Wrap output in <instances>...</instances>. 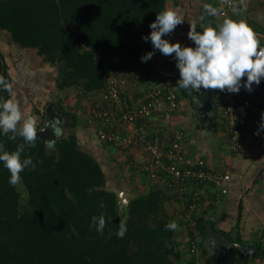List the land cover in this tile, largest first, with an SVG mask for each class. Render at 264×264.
Instances as JSON below:
<instances>
[{"label":"trees","instance_id":"1","mask_svg":"<svg viewBox=\"0 0 264 264\" xmlns=\"http://www.w3.org/2000/svg\"><path fill=\"white\" fill-rule=\"evenodd\" d=\"M166 2L0 0V33L7 34L19 49L35 51L41 63L60 66L55 84L58 91L76 88L99 100L109 75L149 87L144 79L152 71L151 62H142L141 57L147 54L144 52L150 40L145 42L142 37L150 35V25L165 10ZM145 68V77L137 80L127 77ZM10 74V66L0 52V76L13 88L11 95L0 88V101L15 102L16 91L17 99L23 103L19 88L27 82L23 83L18 75L20 81L15 84ZM162 81L172 83L180 98L186 97L183 88L177 85L178 79L160 77L155 83ZM239 94L252 102L242 88ZM219 98L217 92V112ZM53 110L64 122L62 129L69 132L55 138L52 148L38 138L35 147L25 144L19 136L10 140L12 134L5 135L0 130V144L5 151H16L24 144L21 159L31 157L36 165L35 170L29 166L20 174L22 191L18 183L14 186L9 183L11 174L0 161V264H206L198 259L199 250L211 254L219 263L247 264L249 257L264 255V233L252 245L255 251L251 253L240 247L210 252L206 247L208 222L230 237L209 215L214 204L199 208L193 219H186L184 210L181 214L171 211L170 202L175 200L182 208L189 201L177 197L167 185L161 188L153 184L146 191L137 192L121 209L117 195L107 188V176L95 156L81 145L77 135L80 119L76 113L60 103L53 104ZM30 117L36 119L38 130L44 112L36 109ZM217 123L228 139L220 112L212 125ZM101 202L105 207H100ZM101 214L106 219L103 235L96 227H90L92 217ZM121 220L127 227L123 239L115 235ZM190 220L196 222L200 238L199 248L194 252L189 240L187 250H183L179 240L181 235L188 239L193 234ZM172 221L177 223V230H166ZM235 240L245 244L240 238Z\"/></svg>","mask_w":264,"mask_h":264},{"label":"built area","instance_id":"2","mask_svg":"<svg viewBox=\"0 0 264 264\" xmlns=\"http://www.w3.org/2000/svg\"><path fill=\"white\" fill-rule=\"evenodd\" d=\"M218 3L220 7L221 0ZM233 6L242 7L239 0L224 4L223 13L219 15L221 23L225 18L241 19V13L233 14ZM217 92L230 153L237 156L242 134L247 128L251 102L239 93ZM180 102L177 88L168 81L141 88L136 82L109 75L100 99L90 110L88 122L100 144L122 153L136 152L139 158H130L129 171L169 186L177 197L189 201L185 217L193 219L208 191L228 192L227 182L231 180V174L213 170L203 159L187 153V131L169 126L170 118L180 109ZM190 222L193 234L187 240L194 252L199 248L200 238L196 222Z\"/></svg>","mask_w":264,"mask_h":264},{"label":"crops","instance_id":"3","mask_svg":"<svg viewBox=\"0 0 264 264\" xmlns=\"http://www.w3.org/2000/svg\"><path fill=\"white\" fill-rule=\"evenodd\" d=\"M246 3L247 11H242L239 16L253 27L258 33L260 44H264V0H246ZM218 4V0H167L165 9L177 10L184 20V23L178 25L170 35L163 37V39H167L173 44L180 43L182 46L195 47L194 43L189 40L187 36V33L190 31V24L195 22L197 24V30L200 31L202 26L211 24L215 27L221 23L219 16L212 17L207 15L204 11L205 5L219 8ZM145 51L146 52L144 53L159 52V50L153 48L151 41L149 47H147ZM168 57L170 59H175L174 56ZM154 59L155 54L150 60L152 64ZM174 62H176V60ZM160 65H162V62ZM172 74H178V69L175 72H172ZM145 78L148 79L147 81L155 80L151 83L155 84L156 80L159 79V76L156 77V73L151 71L149 76ZM183 90L186 97L181 98L180 109L172 118H170L169 126L172 129H184L187 131L188 141L186 144V151L189 155L194 158L203 159L208 167L213 170L226 171L231 174V180L227 182L228 192L222 194L217 191L214 192L213 190L208 191L209 196L204 195L205 200H203V204L201 203L202 207L204 208L214 204V206L209 209V215L215 221L216 226L219 229H224L226 232L230 233V238L233 240L240 238L245 242V245L253 248L252 245L258 242L263 237L264 233V131L258 129L260 130L259 136L256 135L257 128L255 129V136H252L249 142L257 148L252 150L246 149L242 163H240L237 160L240 155L233 156L230 153V143L221 129V124L217 123L212 125V122H207L205 126H207L208 129H206L205 126L200 127L198 125V127L195 124L189 123L191 120L189 114H194V111H188L189 109L187 107L184 108L181 103L184 100L189 103L190 100L189 106H191L194 99L198 97V94L191 93L190 95H187V92L189 91L187 90V92H185V89ZM245 92L246 91L244 90V93ZM193 94L196 96L194 97ZM246 94L248 93L246 92ZM216 98L217 95L215 97L214 106L216 105ZM261 102H264V97H256L255 99H252L247 127L250 126L253 117L259 118L261 115L264 117L262 109L261 111L257 110L258 113L255 112V107L258 106V103V107H260ZM219 112L221 113V107L218 108V114ZM77 135L82 147L86 151L93 154L100 161H108L104 162L107 168L109 162L113 163L114 166H117L116 161L118 162L120 158L122 160V157L125 155H127L126 160H130V158L132 159L133 157L131 155L133 154L137 155L139 158V155L134 151L121 153L100 144L94 135L92 126L88 125L86 122H79ZM100 150L102 152H100ZM101 153L104 157H102L103 155ZM111 156H113V159ZM135 178L136 176L134 175L130 176L128 180L122 177H117L115 181L118 187H122L133 193L144 192L151 185H157L147 176H138L137 179ZM213 196H217V198L214 199ZM175 202L176 201L173 200L176 207ZM171 211H173V209H171ZM179 240L183 246V250H187V237L181 235ZM206 247H208L210 252H214V249L209 243H206ZM251 251L255 250H247V252L250 253ZM250 253L245 254L249 255ZM197 257L206 264H224L214 261L211 254H202L201 250H199ZM247 264H264V255L262 257H249Z\"/></svg>","mask_w":264,"mask_h":264},{"label":"clouds","instance_id":"4","mask_svg":"<svg viewBox=\"0 0 264 264\" xmlns=\"http://www.w3.org/2000/svg\"><path fill=\"white\" fill-rule=\"evenodd\" d=\"M231 3L232 0H221L219 8L205 5L204 11L209 16L218 17L223 13V5ZM239 4L241 8L233 6L231 9L234 15L247 11L246 0H239ZM183 23L184 20L177 10L165 9L157 14L155 22L150 25V35L142 37L145 42L150 40L153 48L163 55L174 56L179 72L178 87L195 92L204 89L239 93L241 87L252 92L253 84L261 83V79L264 78V47L260 46L258 33L244 19L225 18L215 27L211 24L202 26L200 31L197 30L195 22L190 24L187 36L195 47L182 46L180 43L173 44L163 39ZM154 54L155 52H148L141 57V61L146 63ZM245 77L246 83L242 84ZM0 88L10 95L13 92L12 85L3 76H0ZM0 130L5 135L11 133L10 140L14 141L19 136L25 144L35 147L36 119L25 117L13 99L0 101ZM260 130H264V123L260 125ZM260 130L256 135L260 134ZM47 146L52 148V142ZM23 151L24 144L19 145L13 152L5 151L4 145L0 144V161L10 172L9 183L13 186L19 182L20 174L26 168L29 166L32 170L36 168L31 157L21 159ZM100 207H105L103 202ZM93 226L103 235L106 226L103 214L92 217L90 227ZM177 228L175 221L166 225V230L175 231ZM126 232V222L121 220L115 235L123 239Z\"/></svg>","mask_w":264,"mask_h":264},{"label":"rangeland","instance_id":"5","mask_svg":"<svg viewBox=\"0 0 264 264\" xmlns=\"http://www.w3.org/2000/svg\"><path fill=\"white\" fill-rule=\"evenodd\" d=\"M0 52L4 55L6 63L10 66V71L12 74V78L15 81V84L17 80L18 81L22 80L23 83L27 82L26 85L23 84V87L19 88L21 92V96L23 98L22 100L23 103H20V101L17 99L16 91H15L16 94L14 93L13 95L15 98V102L18 104L25 117H30L31 114L34 113L36 109H38V111L44 112V120H45L46 108L49 105L53 106V104L56 105L60 103L61 105H63V107L66 110L76 113L80 121L86 122L88 125H90V123L88 122V119H90V113H91L90 110H92L94 106L97 104L98 97H88L76 88L71 90H64L63 92L58 91L55 84H56V77L59 75V72L61 70L60 66H48L41 63L42 61L38 56H36L35 51H24L19 49L17 46L13 45L10 42L8 35L5 33H0ZM174 61L175 59H170L168 56H165L162 53L156 51L154 62L153 64L151 63L153 73H156V77H158L163 73L175 72L177 70V67H176V62ZM161 62L162 65H160ZM146 70L147 69L145 68V70H140L137 73L127 77L128 78L136 77L135 79L137 80L141 77H145L142 75L145 74ZM18 75H20V80L18 78L19 77ZM147 80L148 79L146 78L144 79V81H146L149 86L153 85L151 83L155 81V80L154 81H147ZM142 87L144 88L145 86L143 85L141 86V88ZM243 89L248 93L251 99L256 98V96H254L251 92L247 91L246 88L243 87ZM188 91L190 93L198 94V97L194 99L193 104L191 106H189L190 100L189 103L186 100H184L181 103V105L184 106V108L187 107L189 109L188 111L191 112L194 111V114L191 115L189 114V117L191 116V120L189 121V123L195 124L196 126L199 125L200 127H204L208 121L215 123V121L218 120V112L215 109V107L213 108V106L209 102L210 100L207 91L203 90L205 91L204 93H201V90L200 92H195L194 90L191 89H189ZM195 94H193L194 97L196 96ZM203 101H205L206 103L203 104L202 103ZM201 105L207 106L209 113H212L211 116L209 115L203 116L206 113V111L205 109L203 110L201 109L203 108ZM211 106L213 108L212 111H211ZM258 106L255 107L256 108L255 112L258 113L257 110L261 111L262 109L264 113V102H261L260 107ZM44 120L40 125L39 129L42 127ZM262 123H264V119H262V115L259 116V118L253 117L250 126L247 127L246 130L243 132L241 137V148L238 153V155L240 156L237 159L240 163H242L243 155L246 149L252 150L257 148L255 145H252L249 142V140L250 138H252V136H255V129L257 128L258 131ZM63 124L64 122L62 119L58 120L57 118H55L54 121H52L50 129L51 131L52 129H55L56 138L64 137L67 135V132H69L65 128L62 129L61 126ZM205 128L208 129L207 126H205ZM42 141L46 144V146L48 145L49 142H52L53 144V139L51 140L50 138ZM100 152L102 151L100 150ZM131 156L136 159L138 158V156L134 154ZM102 157H104V155ZM111 158L113 159V156H111ZM95 159L98 161L103 172L107 176V181H108L107 188L123 189L122 187H118V185L116 184L115 180L117 179V177L118 178L122 177L128 180L129 177L133 175V173L130 172L128 168V161L126 160L127 155L123 156L122 160L120 158L118 162L116 161L117 166H114L113 163L109 162L108 168L104 164V162H106L107 160L100 161L96 157ZM134 176H136L135 179H137L139 174H134ZM140 176H144V174H141ZM156 184L157 187L164 188V184L162 182ZM18 186L22 191H24L22 183L20 181L18 182ZM131 193L135 195L137 194L133 192ZM175 203H176V207L173 203V200L170 202L171 204L170 208H173L172 211L173 213L175 212L181 214L180 212H183V210L186 212L187 206L185 207L182 206L181 208L179 207L177 202Z\"/></svg>","mask_w":264,"mask_h":264},{"label":"water","instance_id":"6","mask_svg":"<svg viewBox=\"0 0 264 264\" xmlns=\"http://www.w3.org/2000/svg\"><path fill=\"white\" fill-rule=\"evenodd\" d=\"M263 47V46H261ZM160 77H170V78H174V79H179V74H172V73H163L162 75L159 76ZM246 77L242 80V83H246ZM243 89V87H241ZM204 89H201V93H204L205 91H203ZM208 95H209V102L211 103V105L214 106V101H215V97L217 95V90H206ZM185 92H187V90L185 89ZM254 96L256 97H264V78L261 79V83L259 85H255L253 84V91L251 92ZM190 95V92H187V95ZM203 104H205L206 102L203 101ZM203 108H201L202 110L205 109L206 113L203 116L209 115L211 116L212 113H209L208 108L206 105H201ZM212 106H211V111H212ZM57 118L58 120H60L61 118L54 112L53 110V106L49 105L46 110H45V120L44 123L42 125V127L37 131V138L42 140H46V139H53V142L55 141V129H52L51 131V123L52 121H54V119ZM210 122V121H208ZM110 191L114 192L117 195V199L119 202V206L121 209L125 208L129 201L131 200V198H133L135 196V194H132L131 192L127 191V190H123L120 188H108ZM207 243H209L212 248L218 251H226L229 250L232 247H240L243 251L246 250H255V248H251L250 246H247L245 244H240L237 241L233 240L232 238H230L229 236H227L226 234L220 232L219 230H217L213 224V222H208V234H207Z\"/></svg>","mask_w":264,"mask_h":264}]
</instances>
